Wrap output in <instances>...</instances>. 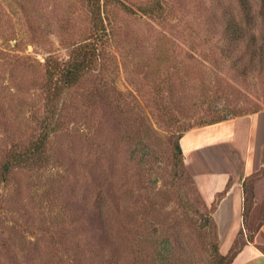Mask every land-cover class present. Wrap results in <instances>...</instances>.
<instances>
[{"label": "rangeland", "instance_id": "rangeland-1", "mask_svg": "<svg viewBox=\"0 0 264 264\" xmlns=\"http://www.w3.org/2000/svg\"><path fill=\"white\" fill-rule=\"evenodd\" d=\"M253 1L248 13L238 0H169L163 23L140 12L151 0L109 4L100 61L56 110L47 59L66 62L73 43L86 42V8L32 0L35 42L18 5L27 0H0V163L6 148L54 129L43 168L0 181V264H229L223 258L247 242L264 252V72H251L252 51L226 38L231 20L264 44L263 1ZM235 51L241 60L231 64ZM210 106L226 108L211 118L256 116L247 172L237 170L246 135L239 155L227 150L226 168L208 161L210 148L194 151L191 169L176 152L183 132L207 128L196 127ZM228 130L193 137L211 147ZM223 169L228 187L209 204L196 176L212 183ZM239 177V227L230 229L221 202Z\"/></svg>", "mask_w": 264, "mask_h": 264}, {"label": "trees", "instance_id": "trees-1", "mask_svg": "<svg viewBox=\"0 0 264 264\" xmlns=\"http://www.w3.org/2000/svg\"><path fill=\"white\" fill-rule=\"evenodd\" d=\"M241 7L245 12H252V7L254 4L253 0H238ZM262 6H264V0H262ZM82 6L86 8L84 13L88 14V22L90 23L91 34L89 38L84 41V43H73L77 45L74 50L75 54L69 58L66 62H61L54 60L52 58L47 59L46 63V81L44 82V88L49 92L48 103H50L52 108L57 110V104H61L63 92L67 93L71 88L78 86L81 80L88 74L91 73L96 64L100 61L99 53L104 49L105 42L109 41V34L107 32L108 28L105 24L106 8L109 4L119 3V0H80ZM32 0H27V2H18L21 8L26 24L33 35V40L35 42H40L42 37L39 33V26L36 19L34 18V8L29 4ZM174 9L171 6L169 0H151L150 4H146L141 8L140 12L145 14L151 19H154L160 23L166 22L168 16L173 12ZM249 18V17H248ZM251 21L249 20L248 24ZM228 32L230 35L226 36L232 44H234L233 49H246V51L251 50L252 53L247 55L250 56L251 72H264V44H260V36L255 33H247L240 23L234 24V21L229 20L227 22ZM89 28V29H90ZM227 31V28H226ZM225 39V42L227 41ZM79 44V45H78ZM242 46V47H241ZM234 57L228 58V61L232 62L240 61V51H235L233 53ZM167 107L170 108L168 104ZM226 108L223 109L225 111ZM217 108L210 106L205 113V117L201 118V123H198V127L203 128L213 125H217L223 122H228L236 118L244 117L241 115H235L236 112H228L221 117L211 118L210 115L222 113ZM53 119L56 118V111L53 112ZM238 116V117H237ZM234 117V118H233ZM195 129L192 127L185 132H183L178 137V142L176 144V152L178 155L185 160L181 140L186 133ZM54 129H47L41 135L33 138L23 147L6 148L3 152L2 161L0 163V181L3 185H7L8 181L12 178V175L17 170H28L36 171L43 168V164L47 159V148L50 143V138ZM243 247V246H242ZM242 248L229 253L228 256L224 257V260H229V264H232L238 253Z\"/></svg>", "mask_w": 264, "mask_h": 264}, {"label": "crops", "instance_id": "crops-1", "mask_svg": "<svg viewBox=\"0 0 264 264\" xmlns=\"http://www.w3.org/2000/svg\"><path fill=\"white\" fill-rule=\"evenodd\" d=\"M255 117L256 116L254 114L249 115V116H245V117H240V118H236L234 120L228 121V122H223V123H220L217 125L209 126L207 128L201 129V130H195V131L187 133L182 138L181 145L183 147L185 158L190 160V163H189L190 169H191V165L194 163L192 155L195 153L194 151H197V149L199 147H202L203 149L205 148L204 150H206L207 148H210L206 154L208 161L210 162L209 158H211L216 166L220 167L222 165L226 168V165L224 163L226 161H224V157L228 156V154H229V152H227V150L231 151L232 156L235 154L239 155L238 151L240 150L241 147L236 145V144L242 145L241 139H239L240 138L239 135H246L247 140H246V136H245V140H242V141H243V143H246V146H244L243 149L248 151L247 152L248 158H247V161H245L243 163L242 162L238 163L237 170L239 171V169L241 167L240 170L247 172L248 167H250L249 163H250V159H251V155H250V152H251L250 143H251V141L249 140V137L251 135L250 128H251L252 121L253 120L255 121ZM242 126H243V128H242ZM221 127H227L231 130H228V134L225 138L223 136L222 139H220V140L219 139L214 140L213 141L214 143L211 147H209V145L206 147L204 146L205 144H207V142L204 143L203 146H200L201 144H199L198 141L195 142L197 138L193 137L194 135H196L200 132L210 130V129H216V128H221ZM249 133H250V135H249ZM188 138H189V140H188ZM185 143H188L189 150L186 149ZM223 170H224V173H222V176L221 177H220V175L217 176V178H220V179H214L213 178L214 180L212 183L210 181L211 179L209 180L208 175L207 176L204 175L205 178H201V179L196 176V179L199 183L200 190L203 193L204 197L206 198V200L209 204L214 202L217 193L224 191L228 187L229 180H230L231 176L227 172V170H225V169H223ZM242 179H241V177H239L237 179V181H236V179L234 180V184L230 188L231 194L226 196L228 200L230 199V201H228L230 204L228 203V205H226V202H227L226 200L221 202L222 214L225 212H228V213L230 212V214H231L230 229H234V228L236 229L239 227V221H238L239 219H238L237 214H238V209L240 208V198L239 197H241V196H240V193H238V191H239L238 188H239V182ZM221 211H219V212H221ZM232 264H264V252L255 243L247 242L242 247V249L240 250V252L236 256V258L234 259Z\"/></svg>", "mask_w": 264, "mask_h": 264}]
</instances>
